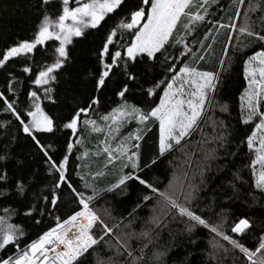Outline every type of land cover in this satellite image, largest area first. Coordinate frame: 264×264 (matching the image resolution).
Returning <instances> with one entry per match:
<instances>
[{
    "label": "snow or ice",
    "instance_id": "1",
    "mask_svg": "<svg viewBox=\"0 0 264 264\" xmlns=\"http://www.w3.org/2000/svg\"><path fill=\"white\" fill-rule=\"evenodd\" d=\"M29 6L36 15L31 38L0 50L6 73L0 113L12 118L0 128L16 122L41 154L46 175L12 180L0 168V198H19L0 205V264H183L174 255L177 240L187 236L195 246L198 230L210 234L207 264H264V0H229L231 14L222 0H36ZM221 33L216 67L202 70ZM77 43L95 57L93 89L83 103L73 95L60 108V76L74 66ZM256 44L261 50L241 57L239 123L252 127L237 140L230 105L217 97L236 54ZM109 85L118 99L102 112L100 93ZM45 102L57 106L55 114ZM58 136L65 138L59 154L50 151ZM93 136L89 147L85 141ZM245 148L248 163L237 167ZM0 153L6 161L7 151ZM73 156L82 163L70 168ZM89 160L102 164L93 170ZM213 168L225 174V187L208 188ZM109 169L117 175L104 184ZM137 185L126 215L95 207ZM218 202H240L254 214L234 215L229 224L231 210L217 211ZM20 215L36 225L49 218L54 226L29 241L25 228L11 222Z\"/></svg>",
    "mask_w": 264,
    "mask_h": 264
},
{
    "label": "trees",
    "instance_id": "2",
    "mask_svg": "<svg viewBox=\"0 0 264 264\" xmlns=\"http://www.w3.org/2000/svg\"><path fill=\"white\" fill-rule=\"evenodd\" d=\"M36 0H0V50H3L6 46L13 43L17 39H29L31 38L33 29L35 27L36 15L35 10L29 5L35 3ZM222 4L227 7V14H231L233 9L228 7L229 0H222ZM74 6V5H73ZM226 20V16H225ZM225 40L224 34L217 38L214 44V56L210 57L206 62L199 65L202 70H213L217 64V58L221 55V47ZM55 42H47L46 47L51 49ZM71 47V46H70ZM254 50H261L258 44L253 45L247 49L243 54L237 53L236 59L233 64L232 70L228 77L226 78L225 88L222 93L217 97L221 102H227L230 105L231 116L228 117L230 124L234 126L235 130L238 131L236 137L239 140L241 137L246 136L252 125H242L239 123V95L243 90L242 86L244 84L242 76V59L246 58V55L252 54ZM43 52V49L40 50ZM75 53V64L73 67L66 69V74L60 76V84L58 87V96L61 100L60 108H66L70 106V97L76 96L80 103H83L89 96V93L93 89V81L90 72H94L95 57L88 51V45L77 43L74 49ZM38 59L40 56L38 54ZM43 62V61H42ZM23 64V61H18L16 67L19 68ZM70 73V76L68 75ZM19 74V73H18ZM6 73L0 70V90L5 89ZM71 88V91H66ZM137 97L139 93H136ZM101 99V111H105L115 106V101L118 99L113 95L112 87L109 85L100 93ZM46 111L55 114L57 106H53L45 102L43 105ZM217 116L221 114L216 113ZM12 119L6 114L0 113V123L6 122ZM16 122L13 121L12 124L7 125L5 128H0V149H4L8 153V159L6 161L0 162V168L7 170L9 176L12 180L19 179L21 177L27 178L33 172H39L41 176L46 175L45 166L43 164L42 156L35 148L33 142L24 137L23 133L17 131L15 126ZM132 126H130L131 128ZM129 129H125L127 132ZM207 132H211V129H206ZM87 137V134H85ZM198 138V137H197ZM42 140L45 143H51V138ZM89 147H92L96 140L93 137L87 138L85 141ZM65 147V138L63 136H58L56 142L52 144V150H57V154L62 152ZM246 148L241 150V155L236 158L237 167L243 166V164L248 163V156L244 153ZM2 154V153H0ZM18 161H22L19 164ZM92 165V169L95 170L100 167L102 161H88ZM76 163H82L75 160V156L70 157V168H75ZM235 170V169H233ZM117 175L116 169L107 170V175L103 178L102 183L106 184L109 181H114ZM230 175V174H229ZM245 177L249 180V186L251 183V176L249 171H245ZM208 178V188H221L226 186L225 174L216 173L215 168L207 174ZM76 177L73 175V180ZM43 187V185H42ZM11 192L12 189H9ZM140 192V186H133L125 194L116 196L115 194H108L105 199L99 200L95 205L96 208L100 209L103 207H111L113 209V214L120 216L121 214L126 215L127 211L130 210V206L138 198ZM204 195V194H202ZM19 198L8 199L0 198V205L3 206H13L18 202ZM221 207L230 209L228 223L232 222L234 215H253L254 212L249 210L245 205L240 202H218L216 205L217 211ZM148 209L145 208L142 215L147 214ZM0 214H3L0 212ZM60 216L65 215V210L58 213ZM11 222L21 224L27 236L25 239L31 240L37 238V236L46 230L50 225L54 226V220L46 218V222L41 225H36L31 222L27 217L22 215L13 217ZM173 227L179 231V225H173ZM209 235L206 230H198L194 237L197 239L195 246L188 243V238L185 236L182 240L178 238L177 243L180 245L175 249V258L179 261H183V264H207L206 252L208 249L207 240ZM245 240L247 238L245 237ZM191 253V255H189ZM187 257V260H185Z\"/></svg>",
    "mask_w": 264,
    "mask_h": 264
}]
</instances>
